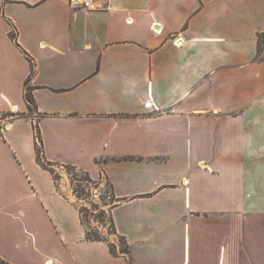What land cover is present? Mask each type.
Here are the masks:
<instances>
[{
    "label": "crops",
    "instance_id": "0c3cea01",
    "mask_svg": "<svg viewBox=\"0 0 264 264\" xmlns=\"http://www.w3.org/2000/svg\"><path fill=\"white\" fill-rule=\"evenodd\" d=\"M96 2L0 0V257L264 264V0ZM61 166L104 178L127 255Z\"/></svg>",
    "mask_w": 264,
    "mask_h": 264
},
{
    "label": "trees",
    "instance_id": "16d2710c",
    "mask_svg": "<svg viewBox=\"0 0 264 264\" xmlns=\"http://www.w3.org/2000/svg\"><path fill=\"white\" fill-rule=\"evenodd\" d=\"M258 42L259 44L261 43V47H262V43H264V32L259 33L258 35ZM25 100L28 103V108L31 109V105H32V98H31V94H30V88L26 91L25 93ZM34 129H35V138H36V146H37V158L39 160V162L45 166V167H49L51 168V163L45 161L44 157H43V150L41 147V142H40V135H39V130L36 124H34ZM67 169L70 171L72 168L71 167H67ZM52 170V168H51ZM73 179L76 180V191L79 194V196L88 197V192L86 190L85 185H83V182H92L93 180L90 178L89 175L85 174H81L79 175L78 173H73ZM106 196H104V193L101 194V200H104ZM94 208H98V205L93 204ZM88 211L87 209H82L80 211V217L81 220L83 221V223L85 224V230H86V238L90 239V240H105L108 243L109 249L113 254H123V255H127L129 252L128 246L124 240L123 237L119 236L116 231H115V227L111 218V215L108 211V213L106 214V212H104L103 210H100L95 217L98 218L100 221L105 222V223H109V230H108V234H105L104 236L101 235L99 233V231L96 230H92L90 229L87 224L85 223V221H87V216H88ZM111 234H116L118 237V241L119 242H112L111 240H109L108 235ZM115 243V244H114ZM0 264H11L8 261H6L5 259L0 257Z\"/></svg>",
    "mask_w": 264,
    "mask_h": 264
},
{
    "label": "built area",
    "instance_id": "2783aa9c",
    "mask_svg": "<svg viewBox=\"0 0 264 264\" xmlns=\"http://www.w3.org/2000/svg\"><path fill=\"white\" fill-rule=\"evenodd\" d=\"M68 3H69V6H71L73 8H78V9L91 10V9L98 8L96 0H68ZM157 26H159L157 23H153L152 29L154 31L159 32L160 31L159 29H158L159 31L157 29H154ZM57 169H58V171L56 173L58 176L60 175L59 180L61 178H63V175H68L70 180L72 179V174L70 173V171L68 169H66V171H65V166L58 167ZM64 172H66V173L61 174ZM74 183H76L75 179L71 182V185H69L70 199L73 203L80 202L81 204L82 203L87 204L89 201L101 202V193H102L104 183H105V180L103 177L99 180L88 182L87 184H85L86 190L88 192L87 198L79 196V194L77 193L76 188L74 186L75 185ZM60 185H61V187L63 186V184H60ZM108 238L112 242L118 241V237L116 234H111V235H109Z\"/></svg>",
    "mask_w": 264,
    "mask_h": 264
},
{
    "label": "rangeland",
    "instance_id": "374dc122",
    "mask_svg": "<svg viewBox=\"0 0 264 264\" xmlns=\"http://www.w3.org/2000/svg\"><path fill=\"white\" fill-rule=\"evenodd\" d=\"M263 46H264V44H263ZM92 203L98 205V208H94ZM75 204H77L81 210L87 209V211L89 212L88 216H87V221H85V223L87 224V226L90 229L99 231V233L103 236L105 234H108V230L110 229L109 223L108 222L105 223V222L100 221L98 218L95 217V215L100 210H103L107 214L110 206L112 205L111 200H108L105 197L104 200H101V202L89 201L87 204H84V203L81 204L80 202H77ZM108 237H109V235H108ZM116 242H119V241H116Z\"/></svg>",
    "mask_w": 264,
    "mask_h": 264
}]
</instances>
